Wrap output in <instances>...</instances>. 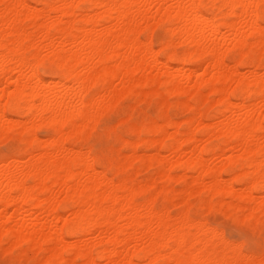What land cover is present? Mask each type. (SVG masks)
I'll list each match as a JSON object with an SVG mask.
<instances>
[{
	"label": "bare ground",
	"instance_id": "obj_1",
	"mask_svg": "<svg viewBox=\"0 0 264 264\" xmlns=\"http://www.w3.org/2000/svg\"><path fill=\"white\" fill-rule=\"evenodd\" d=\"M262 14L264 0H0V135L18 131L31 146L0 163L2 253L45 250L35 264L223 259L209 235L213 225L194 216L190 197L200 196L205 213L220 206L264 220ZM160 26L165 57L152 40ZM145 29L151 34L143 40ZM129 94L162 97L158 117L130 124L137 137L123 141L132 151L121 157L85 146L101 114ZM172 94L184 96L172 107L192 110L186 125L169 115ZM212 97L219 107L209 115L201 105ZM8 110L25 112L27 120ZM39 126L50 131L47 138L37 136ZM214 138L220 140L212 145ZM105 158L118 180L102 169ZM139 158L146 167L172 159L136 184L131 177L139 169L129 177L121 166ZM208 158L226 161L209 166ZM158 177L167 204L182 198V213L160 208L156 189L138 200ZM163 179L183 186L170 188ZM96 232L104 235L96 243L83 238ZM253 258L258 262L260 253Z\"/></svg>",
	"mask_w": 264,
	"mask_h": 264
},
{
	"label": "rangeland",
	"instance_id": "obj_2",
	"mask_svg": "<svg viewBox=\"0 0 264 264\" xmlns=\"http://www.w3.org/2000/svg\"><path fill=\"white\" fill-rule=\"evenodd\" d=\"M33 4L34 5H36V6H41L42 4L41 3H36V2H33ZM216 13V12H215ZM30 29V28H29ZM151 30L149 29V30H147V29H145V30H143V32L141 33V39H143V40H145V39H147L148 38V36H149V34H151V33H149ZM149 33V34H148ZM155 33H156V35H155ZM160 33V34H159ZM142 34H143V36H142ZM152 40H153V46H154V48H158L159 50H160V46L159 45H161V40H162V38L166 35V29L164 28V27H162V26H160V27H155L154 29H153V32H152ZM156 36V37H155ZM159 46V47H158ZM187 48V45H185V44H183V45H180V49H181V51H183V50H185ZM157 49V50H158ZM160 53H161V55L163 56V57H165V55H166V53H165V51L161 48V50H160ZM232 56V57H231ZM235 55H234V52H232V53H230V55H229V59H233V57H234ZM248 68V67H247ZM247 68L246 67H243V71L244 70H246L247 71ZM42 73L45 75V77L47 78V79H49L50 77H51V75H50V72L48 71V69H43L42 70ZM119 83V82H118ZM117 86H119L118 84H116ZM131 95V96H130ZM132 95H133V97H132ZM142 98H140L139 97V95H134V94H129V95H126V96H124V97H122V98H120V100H119V102H118V104L115 106V107H113V108H110L109 110H107V111H105L104 113H106V114H108L109 115V117H108V115H106V114H104V113H102L101 114V118L99 119V121H98V123H97V125H96V128L95 129H93L92 131H91V133L90 134H87V136H86V138H84L81 142L85 145V146H87V147H91L94 151H96V152H101V153H104V154H109V153H114V155L115 156H121L122 157V155L121 154H126V153H128V152H130V151H132V148H130V149H128L129 147H128V145L123 141V139H124V137H125V139H126V137H128V138H130V140H134V139H136V134H134V132H132L131 130H130V124L133 122V121H137V122H141V121H144V120H150V119H152V118H156V117H158V115L160 114V111H161V105H160V100L159 99H162V97H161V95H159V94H154V95H151V96H149V97H145V100L143 99L144 98V96H141ZM182 98H184V96H181V95H178V94H172V95H169L168 96V99H169V101H170V103H171V107H172V103L174 104L176 101L177 102H180V100L182 99ZM128 99V100H127ZM129 99H131V100H129ZM138 99V101H136ZM143 99V100H142ZM149 99L151 100V101H149ZM153 100H155L154 102H153ZM214 100L215 99H213V97H212V100L211 101H208L207 103H202V105H201V107L205 110V111H207L208 113H209V115H212V114H214L216 111H217V109H218V105H216V104H214L213 102H214ZM140 101V102H139ZM150 103H149V102ZM173 101V102H172ZM137 102V103H136ZM159 102V103H158ZM176 102V103H177ZM129 103V104H128ZM135 103V104H134ZM209 103H213L212 105H209ZM126 104H128V105H126ZM179 104V103H178ZM178 104L175 106V107H172V108H170V110H169V115L172 117V118H174V119H177V120H179V121H181V122H183L185 125L187 124L186 123V121L189 119V117L191 116V114H192V110H189V109H187L186 107H184V106H181V105H179L178 106ZM131 105L132 106H134V107H131ZM175 105V104H174ZM120 106V107H119ZM118 107V108H117ZM128 107H131L130 109H127ZM137 107V108H136ZM177 107V108H176ZM180 108H182V109H180ZM207 108H208V110H207ZM111 109H113V110H111ZM133 109V110H132ZM130 112H129V111ZM154 110V111H153ZM135 111V112H134ZM139 111V112H138ZM178 111H179V114H177L178 113ZM144 113V114H143ZM8 114L10 115V116H14V117H18V116H16V115H14V114H12L9 110H8ZM104 115H106V117L107 118H105V116ZM126 115H127V117H126ZM103 116H104V118H103ZM129 116V117H128ZM27 114L25 113V112H21L20 114H19V117L18 118H20V119H25V120H27ZM126 118V120H127V118L129 119L130 118V120L129 121H126L125 120V118ZM184 117H186V120L184 119ZM117 121H119L120 123H118ZM117 122V123H116ZM114 124H116V125H114ZM129 124V125H128ZM119 127H120V129H119ZM111 128H112V130H111ZM125 129V130H124ZM128 129V130H127ZM49 133H50V131L47 129V128H45V127H37V129H36V134H37V136H39V137H41L42 136V139H43V137L45 136L46 138L48 137L47 135H49ZM109 133V134H108ZM134 135H132V134ZM10 135H0V163H1V160H2V162L3 163H5V161H7L6 163H9V159L8 158H12L15 154H21V155H26V150L28 149V148H31V146L29 145V143L19 134V132L18 131H13V132H11V133H9ZM94 135V136H93ZM99 135V136H98ZM113 135V136H112ZM7 136V137H6ZM44 137V138H45ZM16 138V139H15ZM98 138H99V140H98ZM127 138V139H128ZM2 139V140H1ZM122 140V141H121ZM219 138H214L212 141H211V144L213 145V144H216V143H218L219 142ZM9 143H8V142ZM7 143H8V145H7ZM13 143V144H12ZM28 143V144H27ZM39 143H41V141L40 142H38L37 144H39ZM210 143V142H209ZM5 144V145H4ZM2 146L4 147L3 149H2ZM5 146L7 147V148H5ZM12 146V147H11ZM119 146H120V148H119ZM11 147V148H10ZM22 147V148H21ZM123 147H125L124 149H123ZM8 148H10V149H8ZM13 149H15V150H13ZM107 149V150H106ZM109 150V151H108ZM140 151H143V152H145L146 150H145V148L144 147H141L140 149H139V152ZM126 152V153H125ZM142 152V153H143ZM166 153V152H165ZM10 158V159H11ZM6 159V160H5ZM13 159V158H12ZM25 161L27 160V159H25V158H23ZM106 160H105V163L109 160L108 158H105ZM122 159V158H121ZM170 159H172V158H169V159H167L168 160V162L166 163V164H164V163H158V162H151V161H148L149 162V164L150 163H152V166L150 165V167H146L147 165H148V163L146 164V165H144L147 161H145V160H143V159H136L133 163H132V165H128V167H124L123 169H122V167L123 166H121V173L124 175V176H129V177H131V175H132V172H130V171H137L136 169H139L137 172H135V175H133L131 178H132V180H133V182L134 183H136V184H143V183H146L147 181H151V180H149V178H153L154 177V174H155V172H157L159 169H160V167L163 165V166H165V168H168L169 167V163H170ZM24 161V162H25ZM226 161V158H208L207 160H206V164L207 165H209V166H218V165H221V164H223L224 162ZM108 164H105V167L104 168H102V169H104V170H106L107 172H108V174L111 176V175H114V176H112V177H114L116 180H118L117 178H118V176L114 173V171L113 170H111L109 167H111L110 166V162L108 161L107 162ZM153 163L155 164L154 166H153ZM137 167H135V166ZM137 165H139V166H137ZM135 167V168H134ZM146 167V168H145ZM144 168V169H143ZM148 168V169H147ZM154 168H157V169H154ZM154 169V170H153ZM142 172H141V171ZM175 171H177V173H179V172H181V169L180 168H177ZM134 173V172H133ZM176 173V172H175ZM150 175H151V177H150ZM226 176H229V175H226ZM82 179L83 178H86V176H83V177H81ZM151 178V179H152ZM158 180V183H156V185L154 186V187H151V188H149L147 191H146V193L144 192V191H141L139 194H138V196L137 197H140V199L138 198V200L139 201H144V200H146L147 198H149L150 197V192H151V195L154 193L153 191H155V189H156V191L157 192H159V195L161 194L160 193V187L162 186V183H161V181H162V179H160L159 177L157 178ZM161 181H160V180ZM164 180V179H163ZM171 181H172V183L173 184H171ZM174 181V182H173ZM182 181H179V180H177V179H172V180H170L169 182H167V181H165L164 180V184H167L168 185V187H170V188H174V189H176V187H178L179 188V190H181V187L183 186V182L181 183ZM160 183V184H159ZM175 183V184H174ZM163 184V185H164ZM177 184V185H176ZM170 185V186H169ZM171 186H173V187H171ZM156 187V188H155ZM178 188L176 189V190H178ZM151 189H153V190H151ZM157 192H156V194H157ZM155 193H154V195L156 196V198H157V205L161 208V207H163V206H166L167 207V205L169 206V210L172 212V213H176V214H178V213H182V211H183V208L185 209V207L184 206H186V204L184 203V201L182 200V198H174L173 200L175 201L176 199L178 200H176V203L174 202V201H170L168 204H167V202L168 201H166L165 202V199H164V197H163V195H162V199H160L159 197H158V195H156ZM195 196V197H194ZM197 197V198H196ZM160 200H159V199ZM198 200H200V196L199 195H193V197L191 196L190 197V203H193V201L195 202V203H193V204H189L190 205V208H191V210H192V212L194 213V216L196 217V218H198V219H202L203 221L204 220H206V222H207V224H209L210 223V225L212 226V227H214V225L215 224H221V223H230L231 222V219H234V218H238L239 217V215H236L233 211H228V213H224L223 212V207H220V206H218L219 208H220V210H218V208H215V207H210L209 208V210L210 211H206L207 213H205V212H203V210L205 211V207H201L200 205H199V201ZM170 203H172L173 205H171ZM198 205V206H197ZM171 206V207H170ZM181 209V210H180ZM207 209H208V207H207ZM225 210V209H224ZM211 211H212V213H211ZM227 210H225V212H226ZM199 212V213H198ZM203 212V213H202ZM69 214V213H68ZM226 214V215H225ZM241 216V215H240ZM200 217V218H199ZM202 217V218H201ZM244 216H242V218H243ZM244 219H246L245 217H244ZM246 220H249V219H246ZM249 221H251V220H249ZM254 221V220H253ZM262 221H264V220H262ZM262 221H258V222H252L253 223V225L256 227V228H258L259 227V225L261 224V222ZM257 235H258V233H257ZM104 237V235L103 234H100V233H98V232H96V233H93V234H90V235H88V236H84L83 238H85V239H87V240H90V241H92L93 243H96V242H98V240L100 239V238H103ZM7 245V244H6ZM6 245L4 246V248H3V251H4V249H5V251H6ZM1 248H2V245H0V250H1ZM23 248L24 249H26L27 248V245L26 244H24L23 245ZM21 251V249L20 248H15V249H12V250H10V251H6L4 254L2 253V250L0 251V264H35V262H38V261H40L42 258H43V256L46 254V251L45 250H43V249H38V250H34L33 252H32V250H29V251H26V252H23V253H21L20 252ZM36 251V252H35ZM38 251V252H37ZM3 255H2V254ZM257 253H259V251H257ZM6 256H8V257H6ZM19 256H20V258H19ZM22 256V257H21ZM25 256V257H24ZM24 257V258H23ZM29 257V258H28ZM17 259V260H16ZM37 259V260H36ZM13 260V261H12ZM25 262H24V261ZM32 261H33V263H32ZM100 262L101 261H104V262H102L103 264H105L106 263V261L104 260V259H100L99 260ZM13 262V263H12ZM78 262L80 263L81 261H80V259L78 260ZM40 263V262H39ZM101 263V264H102ZM38 264V263H37ZM46 264V263H45Z\"/></svg>",
	"mask_w": 264,
	"mask_h": 264
},
{
	"label": "snow or ice",
	"instance_id": "obj_3",
	"mask_svg": "<svg viewBox=\"0 0 264 264\" xmlns=\"http://www.w3.org/2000/svg\"><path fill=\"white\" fill-rule=\"evenodd\" d=\"M238 8L244 5H237ZM258 23L264 29V14ZM264 39V31L261 32ZM264 135V131L261 132ZM258 233V235H257ZM214 234L213 243L217 244L218 256L224 258L210 261H182L181 264H264V221L258 228L249 220L242 217L231 219L230 223L215 224L209 235ZM259 251L260 259L257 262L253 257Z\"/></svg>",
	"mask_w": 264,
	"mask_h": 264
}]
</instances>
